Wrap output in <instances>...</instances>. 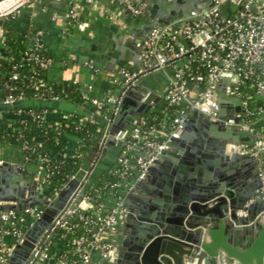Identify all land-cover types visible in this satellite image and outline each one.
<instances>
[{"label": "water", "instance_id": "water-1", "mask_svg": "<svg viewBox=\"0 0 264 264\" xmlns=\"http://www.w3.org/2000/svg\"><path fill=\"white\" fill-rule=\"evenodd\" d=\"M61 1L54 2L67 4L65 0ZM150 1L71 0L59 15L63 18L61 22L65 25L66 37L70 39L76 32L89 28V22L82 20L84 12L81 7L101 8L107 18L118 16L123 28L119 36L112 37L119 45L115 50L117 53L103 50L114 59L95 67H105L112 73L110 80L121 79L119 73L124 68L134 71L145 68L143 45L154 30H162L174 22L179 27L191 11L210 9L216 4L215 0H204L203 5L187 0L190 3L180 7L179 0H155L154 5ZM132 8L139 12L134 14ZM218 8L220 23L228 17L232 19L229 1ZM252 10L256 11V8ZM3 21L0 11V25ZM104 23L111 27L109 19ZM86 39L83 37L80 43L73 44V48L79 45L95 50V38L88 45H85ZM79 56L84 55L80 52ZM156 58L150 59L148 65L155 64ZM174 72L173 68L151 71L120 94L114 113L108 119H97L102 128L93 151L51 201L40 196L35 179L28 182L17 166L7 162L0 164V211H23L36 205L43 207L40 217L18 239L4 264H29L33 249L45 232L56 220H66L77 208L85 188L104 171L100 162L116 158L140 118L161 99L159 93L174 78ZM228 75L232 76V73L220 74ZM158 81L162 84H157ZM0 84H6L1 72ZM223 90L220 86L214 88L216 102L213 109L218 120H210L206 113L192 108L176 131L177 136L171 137L164 145L155 164L142 180L135 183L123 201L120 230L127 238L123 242L126 246L124 253L115 244L119 264H264V197L259 192L258 163L253 155L237 151L243 144L250 145L254 137L248 126L243 125L240 100L232 94L224 101L221 97ZM195 97L196 94H190L189 98ZM224 102L232 103L233 109H222ZM16 107H48L96 118L81 105L57 100L26 98L11 106L0 105V110L11 111ZM234 112L237 114L234 124H226ZM240 127L243 131L238 132ZM100 148V162L90 170V162ZM165 162L169 163L170 171L163 174L156 187H151L152 174ZM141 188L150 192L143 190L142 195H136ZM131 197L139 199V205L131 203ZM10 238V235L0 234V242L9 243Z\"/></svg>", "mask_w": 264, "mask_h": 264}, {"label": "built area", "instance_id": "built-area-1", "mask_svg": "<svg viewBox=\"0 0 264 264\" xmlns=\"http://www.w3.org/2000/svg\"><path fill=\"white\" fill-rule=\"evenodd\" d=\"M225 1H229L232 6V19L228 17L224 23H220L221 15L218 6ZM215 2V6L210 9L191 11L187 20L179 27H176L174 22L162 30H154L143 45L146 55L145 68L136 71L124 68L119 73L121 79L112 80L117 89L116 95H108L100 100L84 94L78 86L73 84L81 91L84 100L83 103H77L67 98L63 91L55 93L52 85L38 80L36 83L40 82L44 88L33 97L8 95L0 101V105L3 106H11L14 102L26 98L69 101L88 109L94 108L93 115L98 114V109L106 102L111 106L109 115L104 117L108 119L115 111L120 94L133 86L140 77L154 70L173 68L175 69L174 78L164 86L161 97L169 105L180 104L183 108L181 114L172 120L170 131L164 134L162 140L153 138L154 129L148 132L142 131L141 126L144 120L140 118L113 162L115 165L112 175L116 178L115 182L111 183L106 191L98 192L94 198L86 195L88 188L86 187L82 199L71 215L66 220H56L45 232L38 246L33 249V258L29 264H101L103 261L114 259L115 243L111 235L113 226L121 221L124 212L123 192L132 189L136 182L146 176L164 145L170 141L171 137L177 136L176 131L181 128L182 122L192 108L200 109L209 116L210 120H218L213 109V103L216 102L214 88L223 87L222 80L228 79V85L223 87L226 98L235 94L240 100L243 125L248 126V131L254 137L250 145H242L237 151L240 154L253 155L257 160L261 179L259 192L264 197V105L254 107V101L257 99L262 100L264 104V0H215ZM24 3L23 0L9 12L2 13L3 22L16 13ZM252 8H256V11ZM132 12L138 13L139 10L132 8ZM70 15L74 16L75 13L70 12ZM21 37L29 40L30 44L23 56L15 61L11 59L13 63L9 79L13 81L23 78L27 71L32 74L44 72V75L51 62L48 55L41 52L39 40L46 38L43 29L28 28L21 33ZM0 40L4 41L3 24L0 25ZM193 54H197L207 70V85L203 90H197L195 86L190 87L182 76V68L187 65ZM6 57L4 54L0 55L1 59ZM152 58H156V63L148 65ZM221 73H232V76H220ZM1 74L4 76L3 72ZM204 78L196 74L191 76L190 80L200 82ZM233 83L235 86H231ZM190 94H196V97L190 99ZM228 104L234 107L232 103ZM221 107L226 109L223 104ZM0 112V118H2L4 111L0 110ZM47 113L43 111L36 114V118L45 119ZM27 115H33V113L21 110L13 113L15 117L24 118ZM231 116L225 122L226 124H234L237 114H231ZM252 116L254 117L250 118ZM68 118L69 115L66 114L62 120ZM15 147L21 153L29 149L26 143L20 148ZM38 174L40 179L42 172L38 170ZM58 192L44 194L43 197L51 201ZM77 194L78 190L75 195ZM78 208L83 212L78 215V220L85 226L83 233L72 238L70 247L58 245L55 249H51L45 245L57 230L71 232L77 227L76 224L68 222V219ZM42 210V206L36 205L23 211H0V234L10 235V242H13V246H10L9 242L1 247L0 264H4L18 239L40 217Z\"/></svg>", "mask_w": 264, "mask_h": 264}, {"label": "trees", "instance_id": "trees-1", "mask_svg": "<svg viewBox=\"0 0 264 264\" xmlns=\"http://www.w3.org/2000/svg\"><path fill=\"white\" fill-rule=\"evenodd\" d=\"M4 27V41L3 50L5 59L0 58V71L4 74L5 85L0 84V101L8 95L18 97H33L34 94L41 92L44 88L41 83L36 81L46 82L44 72L39 74H32L31 72L19 80H10L9 75L12 71L13 61L23 56L24 51L30 44L29 40L22 37L14 38L11 30L8 29V24L3 23ZM46 38H41L43 54L46 52ZM186 66L182 68L183 79L186 80L190 87L195 86L197 90H203L207 85L206 67L204 62L193 54ZM11 57V58H10ZM11 59L13 61H11ZM200 74L204 76V80L198 82L190 80L191 76ZM55 93L63 91L66 97L83 103L82 93L74 86H67L65 83L52 84ZM112 91L116 89L113 86ZM262 100H255L254 107L264 105ZM111 106L104 103L99 109L96 118H85L74 113L68 114L67 120L60 122H53L45 119L36 118V114L43 111H51L48 107H34V108H19L16 107L14 111H4L2 118H0V144L10 143L18 146L26 143L29 146L28 150H24V159L34 164L42 175L39 179V184L44 188V194L49 195L53 192L59 191L78 171L81 165L87 160L95 144L100 137L102 124L97 120L109 115ZM21 110L23 112H32L33 115H27L24 118L20 116H13V113ZM95 112L94 108L89 109ZM256 110V109H255ZM183 108L180 104L169 105L168 102L161 97L150 110L143 116L144 124L141 126L142 131L154 132V139L162 140L164 134H167L171 128L172 120L179 116ZM1 113V112H0ZM12 115V116H11ZM255 116V115H254ZM254 116L250 117L253 118ZM69 136L77 138L81 145L77 146L73 156L67 155V142ZM44 159V160H43ZM115 164H112L105 172L102 173L98 179L94 180L86 189V195L94 198L98 192L106 191L109 185L115 182L116 178L112 175V169ZM82 212L80 208L68 219V222L74 223L77 227L71 231L57 230L51 239L45 244L51 249H55L58 245L61 247H70L72 238L79 236L85 229L84 223L78 220V215ZM83 213V212H82ZM13 246V242L9 243Z\"/></svg>", "mask_w": 264, "mask_h": 264}, {"label": "crops", "instance_id": "crops-1", "mask_svg": "<svg viewBox=\"0 0 264 264\" xmlns=\"http://www.w3.org/2000/svg\"><path fill=\"white\" fill-rule=\"evenodd\" d=\"M54 1L60 3L62 2L61 0H29L26 2V4H22L18 8L17 12L6 20L8 29L11 30L12 36L14 38H19L21 37V33H24L28 28H41L45 31L46 52L48 57L51 59L50 65L44 74L45 80L48 84L52 85L65 83L67 86H73L74 84L78 86L84 94L100 100L105 99L108 95H116L117 89L112 91L111 88L114 86V83L112 80L108 79L112 73H109L105 67L98 68L95 67V65L99 66L106 61L110 62L112 59H114V56H112L109 52L103 53V50L110 52L114 50L113 53H117L115 50L119 48V45H116L117 42L116 40H113L112 37L119 36L121 34V28H123V25L120 26L121 20L118 18V16L116 18H113L112 16L107 18L106 15L101 12V8H92L86 6L81 7L84 12V14L82 13V20H87L89 22V28L84 32H76V35L70 39L69 37H66L64 32L65 25L61 22L63 18L59 15V12H63L65 8L69 6L71 0H65L67 4L63 2L61 5H57ZM154 2L155 0H152L150 1V4L154 5ZM194 2H196L197 5H203L205 1L194 0ZM188 3L190 2H187V0H179L180 7H186ZM143 6H145V4ZM63 8L64 10L62 11ZM105 19H109L111 22V27L104 23ZM68 36H70V34ZM83 37L87 38V44L85 43V45L93 43L91 41H93V38H95L96 41H94V46H96V49L87 50L86 46L83 47L79 45L76 48H73V44L80 43ZM80 52L84 56H79ZM100 53H102L101 56H99ZM1 54H4V50L3 44L0 40V55ZM90 54L95 56H90ZM221 83L223 87H225L228 85V79L222 80ZM157 84L162 83L158 81ZM163 88L159 93L160 97L164 90ZM221 97L224 98V101H226L224 92L221 93ZM223 105L225 108L233 109V107L229 105L228 102H224ZM50 109L51 111L47 113L46 118L53 122L62 121L66 114H72L65 110L54 108ZM241 131H243V129L238 130V132ZM79 145H81V142L77 138L69 136L67 142V155L73 156L77 146ZM101 154L102 151L100 148L95 152V157L90 162V169H92L97 164V162H100L99 160ZM168 156L170 159H172V156ZM114 160L109 161L108 159H104V161L100 162L104 169L102 173L111 167ZM2 162H7L11 165L17 166V168L22 170L23 175L28 178V182L35 179L37 181L36 189L39 191L41 197L44 196L42 188L39 184V174L37 167L25 160L23 153L18 151L14 145L10 143L0 144V164ZM168 164V162L163 163L159 171H155L152 174L151 182L153 181V183H149L151 187H156L163 174H165L167 171H170V166ZM130 190L123 192V201L128 197ZM143 190L146 191L147 189H139L136 195H142L144 192ZM129 199L133 204L135 203L139 205L140 203V200L136 199L135 197H131ZM121 223L122 222L119 221L115 225L116 228L113 229L111 236L114 243H117L118 249L124 253L126 246L123 242L126 241L125 238H127V236L122 232V230H120ZM0 243L2 247L5 244L3 241ZM95 258H97V256H95ZM118 258V255H115L114 259H112L113 261H103L101 264H119L116 260Z\"/></svg>", "mask_w": 264, "mask_h": 264}, {"label": "bare ground", "instance_id": "bare-ground-1", "mask_svg": "<svg viewBox=\"0 0 264 264\" xmlns=\"http://www.w3.org/2000/svg\"><path fill=\"white\" fill-rule=\"evenodd\" d=\"M22 2V1H20ZM19 0H4L0 2V11L1 13H7L11 9H13L15 6H17L19 3Z\"/></svg>", "mask_w": 264, "mask_h": 264}, {"label": "rangeland", "instance_id": "rangeland-1", "mask_svg": "<svg viewBox=\"0 0 264 264\" xmlns=\"http://www.w3.org/2000/svg\"><path fill=\"white\" fill-rule=\"evenodd\" d=\"M20 1H23V0H19V2H20ZM24 1H25V4H26V2H28L27 0H24Z\"/></svg>", "mask_w": 264, "mask_h": 264}, {"label": "flooded vegetation", "instance_id": "flooded-vegetation-1", "mask_svg": "<svg viewBox=\"0 0 264 264\" xmlns=\"http://www.w3.org/2000/svg\"><path fill=\"white\" fill-rule=\"evenodd\" d=\"M109 261H111V260H109ZM109 261H108V262H109ZM112 261H113V260H112Z\"/></svg>", "mask_w": 264, "mask_h": 264}]
</instances>
